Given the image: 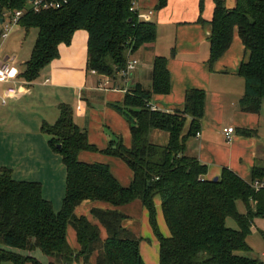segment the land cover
<instances>
[{"label":"trees","instance_id":"obj_1","mask_svg":"<svg viewBox=\"0 0 264 264\" xmlns=\"http://www.w3.org/2000/svg\"><path fill=\"white\" fill-rule=\"evenodd\" d=\"M45 1L60 6L36 11L34 0H0V27L12 12L23 11L17 25L38 30L31 56L19 74L28 82L35 81L59 57V46L70 45L79 30L89 34L87 70L111 79L126 68L129 50L134 53L156 40L155 25L140 19L136 7L132 10L136 0ZM214 1L209 63L213 65L229 49L237 31L248 53L239 70L246 85L241 105L245 111L259 112L264 102V0H237L233 8L226 6V0ZM166 4L167 0H159L157 9ZM204 6L201 0V12ZM152 81L151 90L139 84L129 86L122 103L109 104L129 123L133 142L128 148L122 138L113 135L101 152L120 158L133 171L129 186H122L107 164L79 159L83 151L99 150L75 124L73 110L66 104L59 106L60 117L54 125L42 127L66 168L61 210L56 212L44 198L41 183L16 180L10 169H1L0 264L89 263L94 254L95 264H146L142 239L125 227L128 217L119 209L137 200L149 212L160 243V264H264V258L255 256L248 243L255 221L264 219V188L253 186L255 181H264V167L255 166L251 183L226 168L217 181L206 178V166L186 153L189 139L200 129L204 92L188 90L184 109L166 113L151 106L153 95L170 92L165 57L154 60ZM155 130L169 135L166 144L151 141ZM157 196L169 236L163 235L157 222ZM84 202L113 208L93 207L90 213L98 221L93 223L76 213ZM228 218L238 228L229 227ZM69 227L76 232L79 250L69 242Z\"/></svg>","mask_w":264,"mask_h":264},{"label":"crops","instance_id":"obj_2","mask_svg":"<svg viewBox=\"0 0 264 264\" xmlns=\"http://www.w3.org/2000/svg\"><path fill=\"white\" fill-rule=\"evenodd\" d=\"M200 1L167 0L165 7L157 9L159 0H136L135 7L140 14L152 12L148 22L155 25L156 40L133 53L132 57L139 64L128 83L118 74L111 79L108 89L100 88L101 76L87 70L89 34L85 30L76 31L70 45L59 46V57L43 69L35 81L18 77L14 82L0 83V171L8 168L13 178L16 175L18 180L36 181L35 172L40 171L39 167L47 157L50 140L42 127L54 125L60 117L59 106L66 104L73 110L75 124L87 132L89 143L99 150L83 151L79 159L107 164L119 183L129 186L134 179L133 171L120 158L101 152L108 147L113 135L122 138L128 148L133 142L129 123L109 104L122 103L129 86L139 84L145 90H151L154 60L165 57L170 92L153 95L151 106L162 112L176 113L184 109L188 90H202L204 105L198 130L200 136L189 139L187 155L196 157L206 166L208 179L219 178L226 168L251 183L255 166L264 167V102L256 113L243 110L241 105L246 85L239 70L248 59V53L237 31L229 49L213 65L209 63L210 22L215 1L205 0L202 12ZM236 1L226 0V6L233 8ZM200 18L204 22H199ZM10 34L5 40L0 39V61H11L22 73L27 60L21 61L22 68L18 67V52L12 48L15 38ZM10 86L17 88V94L4 102L5 91ZM229 127L235 129L231 140L224 133ZM153 133L152 142L162 145L168 142L166 132L155 130ZM21 176L25 179H20ZM155 206L159 228L163 235L169 236L160 196L155 198ZM93 207L113 208L109 204L84 202L76 213L98 223L90 213ZM119 209L128 217L124 221L125 227L142 239L140 249L144 262L160 264V243L142 202L137 200ZM260 232L264 237V219L255 221L249 237ZM103 236H106L105 231ZM249 237L248 243L256 254ZM68 239L74 249H80L72 227H69ZM258 255L264 258V251ZM96 258L97 254H94L89 263L81 260L76 264H95Z\"/></svg>","mask_w":264,"mask_h":264},{"label":"rangeland","instance_id":"obj_3","mask_svg":"<svg viewBox=\"0 0 264 264\" xmlns=\"http://www.w3.org/2000/svg\"><path fill=\"white\" fill-rule=\"evenodd\" d=\"M8 21L9 19H7V22ZM3 28H4V25L3 26L1 25L0 32L3 30ZM26 31L27 30L23 28L22 26H13V31L10 32L11 33L10 36L11 37L13 36L15 38L12 48L14 49L16 48L18 52L17 61H18L19 68H22V65H21L22 60L26 61L30 58V53H32L31 50H33V47L36 43V39L38 37L37 29H31L29 30V33H26ZM152 135H151V140H152ZM49 139H50V136H49ZM155 143L158 144V142H155ZM47 150H48V154H47V157L45 156L46 158L44 157L43 162H42L43 165L41 166V168L39 167L40 171L35 172L36 174H35L34 179H36V181L27 179V178H30L28 176L26 179L27 181L39 182L42 184L44 198L50 201L55 211L58 212L62 208L63 199L66 194V168H65L64 163H61L62 162L61 155L55 152L52 149V147L49 146V144H48ZM52 154H54V156ZM16 177L17 176L15 175V178ZM22 178L23 177L21 176L20 179ZM16 179L18 180V178ZM238 208L241 212L244 211L242 210L243 206L241 203L238 204ZM227 225L232 228H238L236 221L232 218L227 219ZM250 244L252 245L253 249L256 251L255 252L256 254L254 255L255 256L257 255L259 257L258 252L261 253V251H264V237L262 233L260 232L259 234L253 235V237L250 238ZM43 262H45V259L43 260ZM5 264H12V263L6 262Z\"/></svg>","mask_w":264,"mask_h":264},{"label":"built area","instance_id":"obj_4","mask_svg":"<svg viewBox=\"0 0 264 264\" xmlns=\"http://www.w3.org/2000/svg\"><path fill=\"white\" fill-rule=\"evenodd\" d=\"M33 8L36 11L41 10V8L48 9L53 7H59V4H55L54 2H47L45 0H34L33 2ZM132 10L136 11L135 6L132 8ZM152 14L150 11L147 14H140L139 18L145 21H148L149 16ZM24 15L23 11H15L12 12L11 16H9V21L5 22L4 28L1 32L0 39L5 40L10 32L13 29V26H16L19 23L20 18ZM133 52L129 50L128 52V62L127 66L124 70H122L119 74L123 78V81L128 83L130 80L132 72L136 69L137 65L139 64V61L132 57ZM95 74L96 71H92ZM19 70L13 65L11 61H0V83H6V82H14L19 77ZM101 76V75H100ZM111 83V78L108 76H101V81L99 83V86L101 89H108L109 85ZM17 88L15 86H10L5 91V96L3 101L6 102V99L11 98L17 94ZM153 110H157L155 107H152ZM235 129L233 127L225 128L224 133L227 136L228 140L232 139V134H234ZM200 136V132L197 133V137ZM253 186L256 190H260L264 188V181H255L253 182Z\"/></svg>","mask_w":264,"mask_h":264},{"label":"water","instance_id":"obj_5","mask_svg":"<svg viewBox=\"0 0 264 264\" xmlns=\"http://www.w3.org/2000/svg\"><path fill=\"white\" fill-rule=\"evenodd\" d=\"M214 180L217 181L218 180V177H215Z\"/></svg>","mask_w":264,"mask_h":264}]
</instances>
